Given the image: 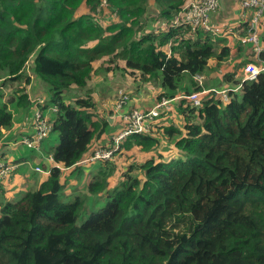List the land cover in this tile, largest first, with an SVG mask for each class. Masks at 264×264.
<instances>
[{"label":"trees","instance_id":"obj_1","mask_svg":"<svg viewBox=\"0 0 264 264\" xmlns=\"http://www.w3.org/2000/svg\"><path fill=\"white\" fill-rule=\"evenodd\" d=\"M186 1L0 0V147L15 111L33 116L38 100L52 120L41 143L53 160L38 185L0 203V264H264V70L238 75L264 62V48L237 39L234 65L218 72L231 53L224 36L172 25ZM150 17L158 26L144 29ZM240 27L245 34L246 19ZM257 31L264 45V19ZM102 56L107 64L95 66ZM113 70L160 81L156 100L170 98L172 111L166 125L154 118L124 136L87 192L66 193L63 170L79 173L91 163L82 159L110 145L89 83ZM36 85L42 102L29 96ZM73 89L82 94L67 98ZM41 104L55 106L53 118ZM158 128L161 148L128 153L159 142Z\"/></svg>","mask_w":264,"mask_h":264},{"label":"crops","instance_id":"obj_2","mask_svg":"<svg viewBox=\"0 0 264 264\" xmlns=\"http://www.w3.org/2000/svg\"><path fill=\"white\" fill-rule=\"evenodd\" d=\"M240 14H241V9L235 0H220L219 5L210 12V23L212 24V26H214L215 29L218 28L220 30V34L227 39V43L231 48L230 56L227 59L228 65L227 64L219 65V66L217 65L216 70L218 72L226 68L231 69L229 63L231 62L233 63V61L238 57V50L236 47V44H238L237 37L241 35L240 32H242V28L240 27V25L243 21H245ZM260 44L264 48V45L262 43ZM246 54L242 55V57H245ZM236 55L237 57H234ZM120 72L121 70L108 71L107 73L106 72L102 73L101 71H99V73L93 75L89 83L90 87L93 88L92 96L96 101V107H97L96 111L105 117L112 116L110 118V122H108L109 134L107 136V140L109 141L110 139L109 146L112 145V136L122 129L123 122L121 120V117H123V113L127 112L129 109L132 108H139L142 110H147L151 108L155 104L156 102L155 100L157 99L158 95L162 92V87L161 85H159L160 81L158 83L142 82L138 78L134 79L131 75L126 74L125 71H122V73L125 74L124 76L120 74ZM127 77H129L130 80L126 81ZM32 90L33 88L28 86V93L30 98L32 99H38L37 97L40 96L42 92H44V90H42V88L39 85L35 86L34 94L30 93V91ZM179 92L182 93L183 91H179ZM122 94L124 97L123 104L118 107L116 102L118 101V99H120V96ZM37 101L38 100H34V107H33L34 112L36 109H38L35 106L37 105L36 104ZM49 106L50 105H48L47 109L49 108ZM161 113H162L161 115L155 116L154 117L155 119L153 118L155 121V125L157 126L166 125L163 112ZM27 115H28L27 113H23V115L19 119L17 117L18 119L17 126L16 127L14 126L15 121L17 120L16 119L14 120L13 126L9 130H7V133L12 134L11 137L12 140L16 139L15 137L18 135L19 129L22 130V132H20L21 134L20 138L32 134V127H33L32 114L29 117H27ZM112 127H116L117 132L113 133V131L111 130ZM158 130H160L161 132L160 135H162V129L158 128ZM153 134L156 135L158 133H153ZM153 134L152 136H154ZM14 143L16 142L10 143V145ZM7 144H9V142ZM46 145L48 146V143L46 142L40 143L39 146L40 150L39 149L35 150V148L34 150H30L28 147L24 145H18L16 146L17 151L15 153L12 152L14 155L9 156L10 158H5V160L8 161L28 160L29 164L18 165L16 169L13 168L8 174H6L3 177H0V203L5 200L17 199L24 193V191L38 185L39 182L42 180V178L47 174L45 173V174H41V176H37L39 172L34 171L32 169V166L34 167L36 165H39L42 168L44 167L48 168L53 163V160H51L52 159L51 154L49 152H45ZM19 146L28 148L31 152L27 154H23L21 152L19 153L18 152ZM6 148L8 149L9 145L5 146L4 148H1L0 152L6 150ZM147 154L148 153L145 152V156ZM3 159L4 158L0 157V160ZM114 159L115 156L113 157L112 160ZM103 161L104 160H93L88 165H81V166H86L85 174L81 173L80 171L78 173V171L76 170L74 172H69L68 169H64L63 170L64 176L62 177V180L66 186L65 192L75 193L74 191L77 189H79L81 192H87L86 186L88 181L91 179L93 171L96 170L98 167L102 166ZM116 179L117 177H115V179L113 180H110V185L116 183Z\"/></svg>","mask_w":264,"mask_h":264},{"label":"built area","instance_id":"obj_3","mask_svg":"<svg viewBox=\"0 0 264 264\" xmlns=\"http://www.w3.org/2000/svg\"><path fill=\"white\" fill-rule=\"evenodd\" d=\"M220 0H188L179 9L174 12L173 26L188 25L191 29H195L197 26L203 28V30L213 33L214 26L210 23V12L215 9ZM106 0H100V5H105ZM241 17L247 21V28L245 34L237 37L242 43H251L252 49L255 53L260 52L263 47L259 42L258 36V22L259 19H264V0H239ZM264 70V62L258 65L255 61L250 60L244 67L241 73L243 79H253L259 73ZM195 77L200 81L202 75L196 74ZM188 99L194 105L199 104V96L196 92H192L188 95ZM171 99L165 96H161L156 100L155 104L147 109L142 110L139 108H132L129 112L123 113V118L126 122L119 132L112 136V145L109 147H96L86 158L80 162L83 164L93 160H105L111 159L114 149L118 147L120 140L130 132H143L147 131L150 127V123L153 118L159 115L164 110L171 109ZM123 100L121 98L117 101V106H121ZM54 110V108H52ZM32 126L34 132L29 136H23L20 138L27 146H40L41 140L45 137L48 130H50L51 123L45 118L40 116V112L36 109L32 116ZM36 171H40L38 165L34 166ZM13 168L7 163L0 165V177L8 174Z\"/></svg>","mask_w":264,"mask_h":264},{"label":"rangeland","instance_id":"obj_4","mask_svg":"<svg viewBox=\"0 0 264 264\" xmlns=\"http://www.w3.org/2000/svg\"><path fill=\"white\" fill-rule=\"evenodd\" d=\"M150 8L152 7V5L150 4V5H148ZM241 15H242V13H241ZM138 19H139V17H138ZM158 19L157 20H155L153 17H150L149 19H147L146 20V25L144 26V29H146V28H148V29H150V28H154L155 29V27L156 26H158ZM214 35L215 36H222L221 34H220V30L218 29V28H216V29H214ZM226 43H227V39L225 38V40H224ZM106 59H107V56H102L100 59H98L96 62H95V66H99V65H102V66H105L107 63H106ZM254 59V58H253ZM232 61V60H231ZM255 61L257 62V60L255 59ZM228 62H227V60H224L223 61V65H225V64H227ZM219 66V65H218ZM214 67H215V69H216V65H214ZM124 71V70H123ZM126 72V71H125ZM120 74H122L123 76L125 75V74H123L122 73V71L120 72ZM238 75H241V73L240 74H238ZM202 78H203V76H202ZM127 80H130L129 79V77H127L126 78V81ZM140 80V79H139ZM31 85V84H30ZM97 86H99V85H97ZM31 87V86H30ZM33 88V92L32 91H30V93L31 94H34V92H35V87H32ZM98 88V87H97ZM4 89H6V88H4ZM38 91V90H37ZM45 91L44 92H42L41 93V95L40 96H38L37 98L39 99V101L40 102H42L43 101V99H44V97H45ZM81 95L82 93H77V91L75 92L74 91V89L73 90H71V92L70 93H68V95H67V98H69V99H71V98H73L74 96L73 95ZM4 98H7V99H9L10 98V94H9V91H8V89H6L5 91H4ZM120 98H121V100H123L124 99V97H123V94L120 96ZM12 99H10L9 101H11ZM119 100V99H118ZM7 101V100H6ZM117 103V102H116ZM11 104H13V103H11ZM10 104V105H11ZM39 107H41L42 108V111L45 113V115H46V117L47 118H50V117H52V111H55L56 109H55V106L54 105H51L50 104V106H49V108L47 109V106H44V104H41V105H39ZM52 108H54V110L52 109ZM52 111H51V110ZM32 111H33V108H32ZM166 111H172V108L171 109H169V110H164L163 111V115L166 113ZM16 112V114H15V117H18V119L23 115V113H19L18 111H15ZM116 112V111H115ZM173 118H175V115L173 116ZM18 119L15 121V124H14V126L16 127L17 126V124H18ZM31 121V120H30ZM112 131H113V133H115V132H117V128L116 127H112V129H111ZM20 132H22V130H20L19 129V131H18V135L15 137L16 139L15 140H10L9 141V144H7V145H5V146H8L9 145V148L7 149L6 148V150H3V151H1L0 152V157H2V158H4L3 160H0V165H2V164H4L6 161H8V160H5V158H10L9 156H11V155H14L12 152H16L17 151V147L16 146H18V145H24V146H26V147H30V146H27V144L26 143H24L23 141H22V139L20 140ZM34 132V128L32 127V133ZM147 136H149V137H151L152 138V135L151 134H148ZM160 137H159V142L157 141V140H155V138H153V142L151 143V144H149V145H147V146H143V143H145L146 141H142V145H139V144H135V143H132V144H129L128 145V149H127V151H128V153L130 154V155H132V154H134V153H142V152H145V151H152V150H154V151H156L158 148H161L162 146H163V144H164V142H165V138L163 137V136H161V135H159ZM45 140H46V138L44 139V141L43 142H45ZM148 141H149V138H148ZM13 142H16V143H14V144H11L10 145V143H13ZM168 143V142H167ZM4 145L3 146H1L0 147V149L1 148H4L5 147ZM143 149H142V148ZM28 148H25V147H18V152L20 153H23V154H27V153H29V152H31ZM34 148H35V150H38L39 149V146H38V144L37 145H35L34 146ZM118 147H116L115 149H114V151L117 149ZM13 149H14V151H13ZM43 149V148H42ZM40 150V149H39ZM114 153V152H113ZM113 157H114V154H113ZM113 157H112V159H113ZM21 164H29V162H28V160H12V161H10L9 162V165L12 167V168H14V169H16V167L18 166V165H21ZM85 167L86 166H80L79 168H80V172L81 173H83V174H85ZM34 171H36L35 170V168L33 169ZM46 173V169L45 168H43V170L41 171V172H39L38 174H37V176H41V174H45ZM120 173H121V171H120ZM121 175V174H120ZM117 178H118V176H117ZM114 184H116V183H114ZM114 184H112L111 185V187L114 185ZM110 187V188H111ZM78 191H80L79 189H77V190H75L74 192L75 193H77ZM16 200V199H15ZM96 200V199H95Z\"/></svg>","mask_w":264,"mask_h":264},{"label":"water","instance_id":"obj_5","mask_svg":"<svg viewBox=\"0 0 264 264\" xmlns=\"http://www.w3.org/2000/svg\"><path fill=\"white\" fill-rule=\"evenodd\" d=\"M111 117H112V116H107V117H106V119H107L108 122H110V118H111Z\"/></svg>","mask_w":264,"mask_h":264}]
</instances>
